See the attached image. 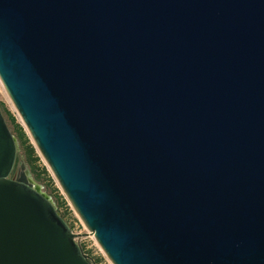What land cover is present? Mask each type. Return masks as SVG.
Returning a JSON list of instances; mask_svg holds the SVG:
<instances>
[{"label":"water","instance_id":"1","mask_svg":"<svg viewBox=\"0 0 264 264\" xmlns=\"http://www.w3.org/2000/svg\"><path fill=\"white\" fill-rule=\"evenodd\" d=\"M0 79L113 264H264V0H0ZM18 157L0 264H94Z\"/></svg>","mask_w":264,"mask_h":264},{"label":"rangeland","instance_id":"2","mask_svg":"<svg viewBox=\"0 0 264 264\" xmlns=\"http://www.w3.org/2000/svg\"><path fill=\"white\" fill-rule=\"evenodd\" d=\"M0 102H3L5 106H7L9 110L13 113L17 123H20L23 126L26 135L29 138V142L35 146L33 139L31 138L14 104L12 103L1 79H0ZM6 121L12 133L17 139V144L19 147V154H20V157L17 158L18 167L20 168L21 165H23L24 166L23 169H25V171H28L29 176L33 179V182L36 185H38L43 192H45L52 198L59 213L65 218V220L68 222L72 230L75 229L76 226L75 222H78L79 227H77L76 229L77 233H80L82 235L88 233L90 230L86 227L85 224L82 225L81 223H79L78 213L71 205V202L68 200L57 178L53 174L52 170L50 169L49 165L47 164L46 160L41 155L37 147L35 146L38 156V159L36 160L34 157L30 155L28 143L24 141V138L21 136L19 130L15 127L14 123H12L7 118ZM96 256L98 262H101V264H113L112 261L110 259L107 260L105 258V255H103L102 253L96 254Z\"/></svg>","mask_w":264,"mask_h":264},{"label":"built area","instance_id":"3","mask_svg":"<svg viewBox=\"0 0 264 264\" xmlns=\"http://www.w3.org/2000/svg\"><path fill=\"white\" fill-rule=\"evenodd\" d=\"M79 223L84 225V223L80 217H79ZM75 224H76L75 229H73L72 231L77 233L76 229H77V227H79V224H78V222H75ZM84 239H87V240H84ZM76 240L78 241V243L82 247L84 253L87 254V256L90 258L92 263L101 264V262H98L97 256H96V254H99V253H102L103 255H105V258L107 260L109 259L106 257L107 255L105 254L102 247L100 246V244L96 240L93 232L89 231L88 233H86L84 235L77 233Z\"/></svg>","mask_w":264,"mask_h":264},{"label":"trees","instance_id":"4","mask_svg":"<svg viewBox=\"0 0 264 264\" xmlns=\"http://www.w3.org/2000/svg\"><path fill=\"white\" fill-rule=\"evenodd\" d=\"M0 107H1V109L3 111V113H4V116H6V118L8 120H10L12 123H14L15 127L19 130L21 136L24 138V141L26 143H28V148H29L30 155L37 160L38 156H37L36 148H35V146L32 143L29 142V138L27 137L23 126L20 123H17L15 116L9 110V108L7 106H5V104L3 102H0Z\"/></svg>","mask_w":264,"mask_h":264},{"label":"flooded vegetation","instance_id":"5","mask_svg":"<svg viewBox=\"0 0 264 264\" xmlns=\"http://www.w3.org/2000/svg\"><path fill=\"white\" fill-rule=\"evenodd\" d=\"M23 168H24L23 165H21V167L19 168L17 165V161H16V164L13 170V175L20 176V177L23 176V174L25 173V169Z\"/></svg>","mask_w":264,"mask_h":264}]
</instances>
